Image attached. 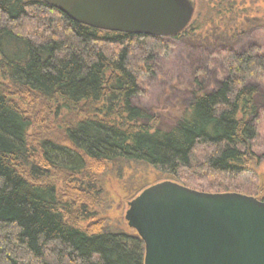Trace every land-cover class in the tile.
<instances>
[{
  "label": "trees",
  "instance_id": "16d2710c",
  "mask_svg": "<svg viewBox=\"0 0 264 264\" xmlns=\"http://www.w3.org/2000/svg\"><path fill=\"white\" fill-rule=\"evenodd\" d=\"M167 37L93 27L43 0H0V264H144L137 230L101 213L99 173L110 165L264 200L263 176L242 181L259 157L253 81L264 82V51L221 47L223 76L165 126L135 97Z\"/></svg>",
  "mask_w": 264,
  "mask_h": 264
},
{
  "label": "water",
  "instance_id": "95a60500",
  "mask_svg": "<svg viewBox=\"0 0 264 264\" xmlns=\"http://www.w3.org/2000/svg\"><path fill=\"white\" fill-rule=\"evenodd\" d=\"M72 19L105 30L174 36L196 0H43ZM128 225L145 242L144 264H264V200L210 192L166 179L128 201Z\"/></svg>",
  "mask_w": 264,
  "mask_h": 264
},
{
  "label": "rangeland",
  "instance_id": "374dc122",
  "mask_svg": "<svg viewBox=\"0 0 264 264\" xmlns=\"http://www.w3.org/2000/svg\"><path fill=\"white\" fill-rule=\"evenodd\" d=\"M228 3V0H196L189 28L192 33L186 31L179 37H167L168 49L152 54L151 70L141 77V90L135 102L159 115L163 125L169 126L178 118L193 94L201 91V86L211 89L223 76L218 55L221 47L242 50L255 43L264 51V0H231ZM214 17L218 25L210 22ZM198 25H203V30H195L194 26ZM253 83L259 89L260 135L256 147L259 157L242 181L246 185H261L260 175L264 177V82L254 80ZM99 174L101 213L111 221L118 215L125 216L128 201L143 190L136 192L141 184L170 179L158 169L142 164L110 165Z\"/></svg>",
  "mask_w": 264,
  "mask_h": 264
},
{
  "label": "flooded vegetation",
  "instance_id": "af4514ba",
  "mask_svg": "<svg viewBox=\"0 0 264 264\" xmlns=\"http://www.w3.org/2000/svg\"><path fill=\"white\" fill-rule=\"evenodd\" d=\"M196 9V8H195ZM170 37V36H169Z\"/></svg>",
  "mask_w": 264,
  "mask_h": 264
}]
</instances>
